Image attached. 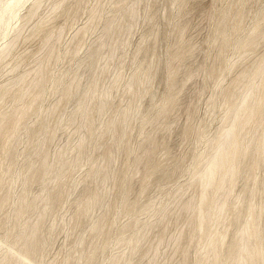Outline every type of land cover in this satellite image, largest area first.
Here are the masks:
<instances>
[{
	"label": "bare ground",
	"instance_id": "bare-ground-1",
	"mask_svg": "<svg viewBox=\"0 0 264 264\" xmlns=\"http://www.w3.org/2000/svg\"><path fill=\"white\" fill-rule=\"evenodd\" d=\"M27 1L0 0L3 42L0 64L21 35L20 28L14 29V22L20 19V9ZM142 1L116 0L117 12L102 27L106 38L90 47L81 60L82 67H87L91 75L86 85L82 84L83 73L79 71L68 81L47 72L49 65L59 63L67 55L78 54V48L59 51L50 32L45 36L41 57L33 71L16 75L1 88L0 102L11 100L12 109L0 119V264H45L56 232V213L69 203L72 195L67 181L71 166L65 158L69 151L76 154L77 162L85 160L90 169L80 197L74 202L73 228L79 234L63 264H159L158 251L171 215H183L187 222L185 231L180 230L175 238L180 248V260L176 264H189L192 249L195 264H264V179L259 180L255 174L264 169V55L229 84L224 83V76L235 67L228 50L242 59L254 51L263 33L260 19L264 11L258 10L254 24L247 31L243 28L241 10L237 13L229 6L216 16L212 42L217 53L209 74L215 78V86L226 103L224 124L208 140L206 155L197 157L192 182L179 188L156 209L160 231L155 234L156 240H152L153 223L143 220L141 215L154 208V204L143 201L142 196L151 182H162L183 171L179 165L163 171L162 164L149 160L158 148L154 133L169 125L167 115L176 103L172 91L178 85L177 71L170 69L167 93L155 101L150 115L143 116L142 98L155 97L150 88L156 76L155 66L145 58L131 77L125 79L121 61V68L104 83L101 76L107 69L98 70V63L104 57L114 60L117 48L133 28ZM189 1L174 0L173 4L183 11ZM42 2L33 1L24 22L38 12ZM56 9L69 14L71 7L62 0L56 3ZM90 15L93 22L100 17L97 10H92ZM184 30L181 27L178 33L183 34ZM149 48L144 47L138 53L146 54ZM188 53L189 50H176L171 58L183 59ZM19 65L16 62L12 71L16 72ZM118 89L131 92L133 98L125 106L114 109L112 93ZM51 96H57L56 104L44 108L43 103ZM73 100L75 111L66 113L63 104ZM210 105L215 108V100ZM108 113L107 118L101 119L102 114ZM50 117H57L60 124L66 118L81 133L77 145L59 151L53 159L47 149L54 135ZM29 119L37 126L30 127ZM134 121L139 123L143 137L132 148L129 143ZM148 124L153 130L147 133L143 127ZM20 140L28 146L24 164L18 166L16 145ZM109 141L114 144L112 152L103 161L95 158L93 153ZM122 153L127 156L126 166L116 171L115 159ZM140 171L143 174L140 196L131 200L133 176ZM238 180L247 184L243 194L236 196L234 186ZM18 181L21 190L15 192ZM36 185L40 186V192L33 195ZM188 189L194 192L191 198L184 197ZM113 191L120 195L118 201L113 198ZM121 216L126 221L119 224Z\"/></svg>",
	"mask_w": 264,
	"mask_h": 264
},
{
	"label": "rangeland",
	"instance_id": "rangeland-1",
	"mask_svg": "<svg viewBox=\"0 0 264 264\" xmlns=\"http://www.w3.org/2000/svg\"><path fill=\"white\" fill-rule=\"evenodd\" d=\"M33 1L28 0L24 4L20 9V19L18 18L14 22V29L20 28L21 35L10 55L0 64V90L16 75L28 74L33 71L37 60L41 57L45 36L50 32L54 35L55 45L59 51L68 52L72 48H78V54L74 57L67 55L59 63L49 65L46 68L47 72L68 81L76 71H79L83 73L82 84L86 85L91 75L87 67H82L81 60L85 58L90 47L98 45L106 38L102 27L117 12L116 0H64L71 7L69 14L56 9V3L62 0H43L38 12L24 22ZM173 1L144 0L140 2L133 28L124 37L123 44L117 48L114 60H107L104 57L98 63V70L107 69L106 73L101 76L102 83L108 82L114 77L117 69L121 68V61H123L122 72L125 79L131 77L139 63L145 58L155 66L156 76L150 84L155 97L146 95L142 98L141 114L143 116L150 115L154 110L155 101H159L167 93V78L169 79L170 69L175 68L177 71L178 85L172 92L176 96V103H178H175L167 115L169 125L155 131L154 137L158 148L149 157V160L162 164L163 171H169L171 170L169 168L178 165L182 166L183 171L162 182H151L142 196L143 201H152L154 204V208L146 210L141 215L143 220L153 223L154 227L150 233L152 240L154 238L156 240V235L160 231L156 223V209L166 202L168 197L174 195L179 188L187 187L192 182L195 176L194 165L197 157L206 155L209 149L208 140L215 136L224 124L227 113L226 103L215 86V78L209 74L217 53V48L212 42L216 16L222 9L229 6L234 7L237 13L241 10L243 28L247 31L254 24L258 10L264 11V0H246L244 3L239 0H190L183 11H180ZM92 10H97L100 13L99 19L94 22L90 15ZM181 27H185V30L180 35L178 29ZM88 28V31H84ZM260 28L263 33L255 45L254 51L243 59L236 56L231 49L228 50L227 55L231 62L235 63V67L224 76L225 85L237 77L245 67L255 65L264 55V12L260 19ZM244 33L242 31L241 35ZM151 34L155 35L152 37ZM157 36L159 40H153ZM155 41L156 44H154ZM2 45L3 42L0 40V47ZM144 47H150L151 52L138 53ZM176 50L178 52L189 50V53L185 56L186 58L172 59L171 54ZM16 62H19L20 65L18 70L13 72L12 67ZM189 73L192 75L189 76ZM131 98H133L132 93L123 89L113 92L114 109L125 106ZM57 100V96L48 97L43 103L44 108L53 107ZM212 100L216 102L215 108L210 105ZM11 109V100L6 99L0 102V119ZM75 109V100L63 104V110L66 113H73ZM108 115L109 113L102 114L100 117L105 119ZM65 120L66 118L60 124L57 117L49 118L50 128L54 134L47 146L50 159H53L59 151H63L69 146L74 147L79 142L81 133ZM27 123L30 127L37 126V123L31 119ZM143 130L148 133L153 128L148 124L143 127ZM187 132H190L191 135H187ZM198 133L201 134L198 136ZM142 137L140 125L134 121L131 128L130 146L132 148L137 146ZM27 146L28 144L21 140L16 145L18 166L24 164V151ZM113 147V142L109 141L106 146L98 149L93 155L103 161L105 156L112 152ZM75 155L72 151L65 155L68 165L71 166L67 174V181L72 195L69 203L59 208L56 213V232L45 257V264H54V262L63 264L79 234V230L73 228V215L76 209L74 202L80 197L90 165L85 160L77 162ZM126 158L125 153L116 156L114 165L116 171L125 168ZM255 174L259 180L264 179V169L258 170ZM142 179L141 171L133 176L134 191L130 194L131 200L140 196L139 188ZM246 184L245 180L237 181L234 186L236 196L243 194ZM20 190L21 183L18 181L14 186V191L20 192ZM39 192L40 186L36 185L32 194L38 195ZM114 192L113 198L118 201L120 195ZM193 196V190L188 189L184 197L191 198ZM125 221L126 218L119 217V224L125 223ZM169 223L165 229V240L158 251L159 264H176L180 260V248L175 238L181 232L180 230L185 231L187 222L183 215H171ZM195 261V252L192 249L189 264H195Z\"/></svg>",
	"mask_w": 264,
	"mask_h": 264
}]
</instances>
